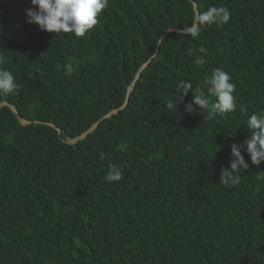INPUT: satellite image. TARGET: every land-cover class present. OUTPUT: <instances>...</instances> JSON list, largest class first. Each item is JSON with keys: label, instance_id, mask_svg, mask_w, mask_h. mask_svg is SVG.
<instances>
[{"label": "trees", "instance_id": "trees-1", "mask_svg": "<svg viewBox=\"0 0 264 264\" xmlns=\"http://www.w3.org/2000/svg\"><path fill=\"white\" fill-rule=\"evenodd\" d=\"M192 1L199 15L227 7L229 21L163 39L193 27L190 0H108L75 37L26 23L30 0H0V68L20 86L0 104L32 121L0 108V264H264V162L242 150L240 183H220L248 116L264 112V0ZM217 68L236 86L234 112L187 113L192 90L166 108L181 81L208 95ZM111 163L118 182L104 179Z\"/></svg>", "mask_w": 264, "mask_h": 264}, {"label": "clouds", "instance_id": "clouds-1", "mask_svg": "<svg viewBox=\"0 0 264 264\" xmlns=\"http://www.w3.org/2000/svg\"><path fill=\"white\" fill-rule=\"evenodd\" d=\"M30 7L26 9V23L35 24L40 31L59 35L61 33H71L75 37H84L86 33L98 24V15L108 7V0H30ZM231 13L227 7H209L198 16L197 23L203 26L213 24H226ZM182 35H190L195 38L199 34L198 27L188 26L181 29ZM190 51H195L190 50ZM4 63V58L0 57V64ZM205 63L203 56L195 58V64L202 66ZM65 75H72L75 68L72 64L63 66ZM20 86L16 83L14 75L3 68H0V97L18 95ZM236 86L231 82L229 74L217 68L210 79V86L205 95L200 88L193 90V85L188 81H181L179 85V96L175 101L168 100L166 108L176 111L177 105L183 101L190 90L193 91V98L185 104V111L193 113L194 105L199 112L203 110L207 114L208 120H215L217 116H225L236 110V98L233 95ZM211 97H215L213 101ZM243 111V109H242ZM245 114H247L245 112ZM250 137L243 144H232L231 162L229 169H222L220 173V183L232 188L240 183L241 171H246L249 164L242 155V150L246 151L250 157L252 165H259L264 162V112L252 113L246 121ZM104 159L103 155L100 157ZM121 166L111 163L108 166L104 179L106 182H118L123 178ZM259 180H264V173L257 174Z\"/></svg>", "mask_w": 264, "mask_h": 264}, {"label": "water", "instance_id": "water-1", "mask_svg": "<svg viewBox=\"0 0 264 264\" xmlns=\"http://www.w3.org/2000/svg\"><path fill=\"white\" fill-rule=\"evenodd\" d=\"M190 1H191L192 4H193V8H194V12H195V16H196V19H195V22H194L193 27H197V26H198L197 20H198V16H199V12H198V10H197V4H196L195 2H193L192 0H190ZM169 33H181V30H180V29H170V30H168V31L164 34L163 39L166 38V36H167ZM163 39L160 40V43L162 42ZM156 51H158V48H157ZM147 64H148V63L144 64V65L140 68L139 72H138L137 75L135 76V79H134L132 85L128 88V91H127V99H128V96H129L130 92H131L132 89H133L134 83L138 80L141 71L146 67ZM127 99H126V102H127ZM1 107H8V108H9V109H10V110L16 115V117H17L19 123H20L22 126H26V125H29V124L32 123V121H29V120H27V119L21 118V117L18 115V112H17L16 108H15L12 104L7 103V102H3V103L0 104V108H1ZM117 113H118V110H114V111H112V112L109 114V116H110V115L117 114ZM48 125H50L53 129H55V130L61 135V131H60V129L56 128V127H55L54 125H52V124H48ZM97 125H98V123L94 124V125H93L91 128H89L86 132H84L83 134H81L80 136H78V137H76V138H69V137H67V138H66V143L69 144V145H75L77 142H79V141L85 139V138L88 136V134L92 133V132L96 129Z\"/></svg>", "mask_w": 264, "mask_h": 264}]
</instances>
